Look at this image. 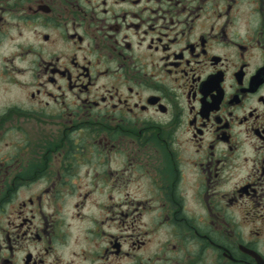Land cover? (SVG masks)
Returning a JSON list of instances; mask_svg holds the SVG:
<instances>
[{
	"label": "flooded vegetation",
	"instance_id": "af4514ba",
	"mask_svg": "<svg viewBox=\"0 0 264 264\" xmlns=\"http://www.w3.org/2000/svg\"><path fill=\"white\" fill-rule=\"evenodd\" d=\"M0 92V264H264V0H0Z\"/></svg>",
	"mask_w": 264,
	"mask_h": 264
},
{
	"label": "rangeland",
	"instance_id": "374dc122",
	"mask_svg": "<svg viewBox=\"0 0 264 264\" xmlns=\"http://www.w3.org/2000/svg\"><path fill=\"white\" fill-rule=\"evenodd\" d=\"M9 92L8 93H1V95L3 96V99H5L7 96L8 97H14V96H18V95H20V92H18V89H16V88H14V87H12V88H9ZM93 211H95V210H84V212L86 213V214H90L91 212H93ZM8 217H9V212L8 211H6L5 212V222H6V220L8 219ZM87 222H84L83 224H82V226H84V227H86L87 226ZM77 230V229H76Z\"/></svg>",
	"mask_w": 264,
	"mask_h": 264
}]
</instances>
